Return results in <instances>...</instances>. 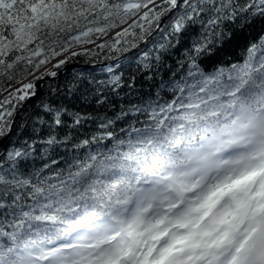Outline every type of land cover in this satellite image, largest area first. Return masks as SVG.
I'll return each instance as SVG.
<instances>
[{"label":"snow or ice","instance_id":"snow-or-ice-1","mask_svg":"<svg viewBox=\"0 0 264 264\" xmlns=\"http://www.w3.org/2000/svg\"><path fill=\"white\" fill-rule=\"evenodd\" d=\"M0 264H264V0H0Z\"/></svg>","mask_w":264,"mask_h":264},{"label":"trees","instance_id":"trees-1","mask_svg":"<svg viewBox=\"0 0 264 264\" xmlns=\"http://www.w3.org/2000/svg\"><path fill=\"white\" fill-rule=\"evenodd\" d=\"M77 62H83V61H77Z\"/></svg>","mask_w":264,"mask_h":264},{"label":"water","instance_id":"water-1","mask_svg":"<svg viewBox=\"0 0 264 264\" xmlns=\"http://www.w3.org/2000/svg\"><path fill=\"white\" fill-rule=\"evenodd\" d=\"M77 63H79V62H77Z\"/></svg>","mask_w":264,"mask_h":264}]
</instances>
